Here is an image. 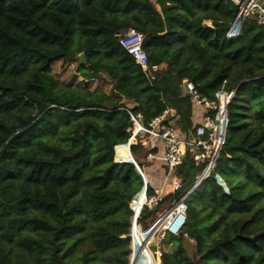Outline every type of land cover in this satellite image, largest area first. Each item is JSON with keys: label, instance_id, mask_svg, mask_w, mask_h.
<instances>
[{"label": "trees", "instance_id": "trees-1", "mask_svg": "<svg viewBox=\"0 0 264 264\" xmlns=\"http://www.w3.org/2000/svg\"><path fill=\"white\" fill-rule=\"evenodd\" d=\"M238 10L229 0H0V264H128L129 204L143 180L131 162L115 161L129 137L121 108L147 120L169 108L182 132L194 129L173 77L211 99L234 95L216 166L187 196L182 232L165 234L172 248L161 264H264V26L250 18L228 37ZM128 28L142 33L157 73L121 46ZM79 54L77 70L106 75L115 98L52 73ZM142 149L132 154L146 169ZM202 170L187 158L176 170L182 188L156 207L184 196ZM153 210L138 219L144 230ZM137 247L134 264L143 260Z\"/></svg>", "mask_w": 264, "mask_h": 264}, {"label": "built area", "instance_id": "built-area-1", "mask_svg": "<svg viewBox=\"0 0 264 264\" xmlns=\"http://www.w3.org/2000/svg\"><path fill=\"white\" fill-rule=\"evenodd\" d=\"M238 7V14L231 24L227 36L236 38L240 35L243 23L250 18L255 19L258 25L264 26V0H229ZM121 46L133 57L137 65L146 73H157L158 66L150 62L149 55L143 48V35L134 28L121 34ZM156 76V75H155ZM155 76H151L154 80ZM184 95L188 96L192 105L203 110L201 121L196 127L182 132L172 118L171 110L165 109L159 116L147 120L142 111H134L133 106L121 108L129 117V126L126 129L129 137L123 146L128 149V156L121 155L115 147V157L118 163L131 162L143 180V188L139 195L144 196V203L138 198L132 199V222L130 228V264H134L136 251L145 245L153 256L149 264H161L164 251L163 239L166 233L179 235L187 221L186 198L188 192L180 199L172 202L171 207L153 223L147 230L141 228L138 219L144 208L153 210L168 194H175L182 188V181L176 175V170L188 158L195 166L203 167L202 173L193 185L199 187L215 168L219 155L225 145L227 136L228 106L234 92L221 91L215 99L199 93L195 85L188 79L181 81ZM135 104V103H134ZM140 146L146 150V157L152 161H161L167 168L163 181L148 194L149 178L137 164L132 147ZM137 233L142 237L140 242ZM153 238H157L155 250L151 249ZM140 257V256H139ZM135 264H146L138 258Z\"/></svg>", "mask_w": 264, "mask_h": 264}, {"label": "rangeland", "instance_id": "rangeland-1", "mask_svg": "<svg viewBox=\"0 0 264 264\" xmlns=\"http://www.w3.org/2000/svg\"><path fill=\"white\" fill-rule=\"evenodd\" d=\"M80 55L81 54L77 55L75 59H73L71 62H68V63H63L62 61L54 63L52 67V73L57 77V79L60 82L64 83L65 85L69 87L79 88L81 90H91V91H101L102 90L110 94L113 98H115L116 94H114V91H113V83L111 80H109V78L106 77V75L99 74L96 77L89 78V77L83 76L82 71L77 70V67L80 66L79 65ZM171 87L177 93H181L182 91L180 81L176 77L172 78ZM140 151L141 152L137 155V158L146 165V169H143V167H141V170L144 173H147L150 175V178L153 182V186L157 187L159 183L161 182V180L164 179V174L166 173L167 169L163 165L158 164V163L156 164L152 162V160L147 159L146 150L142 149ZM115 161H117L116 157H115ZM139 194L140 192L133 197V200L138 198ZM167 196L168 194L165 197ZM171 200L172 199L170 198H168V200L166 199L162 204H160L158 207H156L153 210L154 216L147 221L149 226L155 223L165 213V211L171 207ZM131 205H132V202H130L129 204L130 210H131ZM131 222H132V217H131ZM130 228H131V225H130ZM130 228H129V232H130ZM141 228L143 227L141 226ZM186 246L188 249V253L190 255H193L195 252L194 242L189 241L186 243ZM163 248L164 250H167V251L170 250L172 248V243L168 240L167 242L163 243ZM128 264H130V254L128 257Z\"/></svg>", "mask_w": 264, "mask_h": 264}, {"label": "crops", "instance_id": "crops-1", "mask_svg": "<svg viewBox=\"0 0 264 264\" xmlns=\"http://www.w3.org/2000/svg\"><path fill=\"white\" fill-rule=\"evenodd\" d=\"M202 113H203V110L202 109H200V108H196V107H194L193 106V115H192V122H193V125H197L200 121H201V115H202ZM122 146V145H121ZM152 162H154V163H158V164H161V165H163L164 166V164H162L161 163V161H152ZM155 164V165H156ZM165 167V166H164ZM166 168V167H165ZM167 169V168H166ZM166 173H167V171H166ZM166 173L164 174V177H165V175H166ZM163 180H161V182H162ZM160 182V183H161ZM159 183V184H160ZM143 202H144V196H143ZM143 204V203H142ZM144 249V248H143Z\"/></svg>", "mask_w": 264, "mask_h": 264}, {"label": "bare ground", "instance_id": "bare-ground-1", "mask_svg": "<svg viewBox=\"0 0 264 264\" xmlns=\"http://www.w3.org/2000/svg\"><path fill=\"white\" fill-rule=\"evenodd\" d=\"M120 147V146H119ZM119 147L117 148V151L122 155V151L119 150ZM144 203V202H143ZM138 239H140V242L142 241V237H137ZM143 260H145V263L148 264V262L153 260V256L151 254V252L149 251V249L143 245Z\"/></svg>", "mask_w": 264, "mask_h": 264}, {"label": "water", "instance_id": "water-1", "mask_svg": "<svg viewBox=\"0 0 264 264\" xmlns=\"http://www.w3.org/2000/svg\"><path fill=\"white\" fill-rule=\"evenodd\" d=\"M128 29H124L121 31V34L125 33ZM86 63V60H85V57H84V54H81L80 55V61H79V65H83ZM174 114V112H173ZM197 187H192L189 191H188V195L193 191L195 190ZM157 243V238H153L152 240V246H151V249L152 250H155V245Z\"/></svg>", "mask_w": 264, "mask_h": 264}]
</instances>
